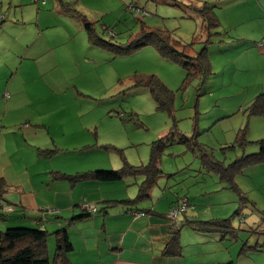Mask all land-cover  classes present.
I'll return each mask as SVG.
<instances>
[{"label":"rangeland","instance_id":"1","mask_svg":"<svg viewBox=\"0 0 264 264\" xmlns=\"http://www.w3.org/2000/svg\"><path fill=\"white\" fill-rule=\"evenodd\" d=\"M16 1L21 9H9L10 0L0 4V35L9 40L0 43L2 93L7 76L18 72L8 90L11 96H63L69 109H72L69 99L79 96L81 106L86 109L84 113L97 124L93 129L98 127L105 145L124 148V156L130 162L148 164L151 149L164 146V169L180 174L176 172V177L164 179L163 185L168 187L160 190L159 195L155 189V197L187 193L194 203H205L201 198L213 192L210 200L215 208L210 212L216 214L210 213V219L222 217L217 213L218 207L237 209L246 205L249 215L239 217L233 215L234 211L231 215L233 222L248 231L245 233L241 228V238L250 236V241L256 240V235L249 231L264 221V158L251 164L242 162L234 171L230 165L258 154L260 141L264 140V115H251L249 111L264 90V59L258 48L264 42V0H78L77 4L74 1L73 6L76 4L79 9L75 14L95 23L98 40L94 38L93 42L82 22L71 16L68 19L63 6L55 8L54 0H46L44 5L29 0L27 7L28 0ZM201 6L213 10L211 16L217 23L208 17L204 19L197 11ZM32 7L35 13L39 7L41 11L54 12L46 21L42 16V23L51 24L55 31L68 36L69 44L65 47L69 46L66 48L69 55L61 54L62 48L48 49L45 57L51 66L26 61L20 68L25 56L33 57L25 55L26 38L22 40L31 28ZM20 14L26 19L25 24ZM102 24L111 29L102 32ZM149 32L168 34L178 49L188 46L191 56L206 53L211 72L204 79L199 74L189 76L184 65L163 58L153 45L129 53L118 52L138 39L144 40L143 36ZM241 37L245 38V45L254 46L247 53H243ZM151 75L173 97L170 107H160L150 89L138 84L140 78ZM116 111L124 116L123 122ZM223 115L228 117L220 120ZM183 136L189 138L187 143L182 141ZM205 152L209 159L203 166L200 155ZM96 155L107 165H122L117 151ZM135 188L125 186L124 190ZM159 201L149 202L157 206ZM86 203L98 208L97 204L83 202L81 209ZM10 218L9 214L4 216L5 220ZM48 244L52 259L56 249L53 236Z\"/></svg>","mask_w":264,"mask_h":264},{"label":"crops","instance_id":"2","mask_svg":"<svg viewBox=\"0 0 264 264\" xmlns=\"http://www.w3.org/2000/svg\"><path fill=\"white\" fill-rule=\"evenodd\" d=\"M73 2L54 0L53 5L64 8L65 4L73 6ZM0 4L5 5V0ZM8 4L9 9H21L16 0H10ZM29 5L28 0L25 7ZM73 7L76 8V5ZM40 8L36 13L31 8L34 13L33 18L29 19L31 28L22 38H26L25 55L33 57L25 56L20 68L26 61L32 65L51 66L45 57L48 49L62 48L61 54L69 55L66 51L69 46L65 47L69 44L68 36L55 31L53 25L42 23V16L46 17V21L54 12H44ZM20 16L24 22L23 14ZM241 39L243 53L254 47L245 45V38ZM7 41L6 37L0 35V43ZM221 42L225 45L224 40ZM11 48L14 49L13 46ZM258 48L264 59V42H260ZM18 74L12 72L10 77L7 76L3 93L4 85L0 79V179L5 184L1 197L11 204L10 207L13 206L7 213L11 215L10 219L0 218L1 231L5 227L36 226L47 230L55 238L54 232L65 228L72 244V249L66 255L67 264H264V247L245 249L244 246L245 242L248 245L262 243L263 238L256 236L253 241H250V236L241 238L243 227L233 222V211V215L239 217L241 214L249 215L246 205L237 209L218 207L217 213L222 217L210 219V211L215 208L210 200L214 197L213 192L201 198L205 203H194V198L187 193L175 197L169 195L166 198V194L155 197V189V194L159 195L160 190L168 187L163 185L164 179L176 177V172L180 174L177 170L164 169V147L159 159L162 174L150 189L148 197L140 198L146 180L143 174L125 175L115 181L98 180L94 175L98 170H122L127 165L138 167L147 164L132 163L124 156V148L105 145L96 129L98 127L93 129V125L97 124L89 119L87 112L84 113L86 109L81 106L79 96L69 99L72 109L65 106L67 100L63 96H11L8 90ZM7 92L9 96H5ZM261 94H264V90ZM226 117L228 115H223L220 120ZM123 118H120L122 122ZM107 150L117 151L121 155V166L107 165L96 155ZM200 157L203 166H206L209 154L205 152ZM222 179L225 180V176ZM124 185H134L136 188L124 190ZM184 197L188 199L189 207L183 220L173 227L166 216L167 211L178 206ZM151 199L160 201L157 206H151ZM83 202L97 204L99 213L95 216L84 215L81 209ZM51 208L55 211H49ZM132 211L146 214L135 215ZM0 213H3L2 208ZM211 214L215 216L216 213ZM221 218H232V226L237 230L236 237L200 232L192 226L195 221ZM243 231L248 232L244 228ZM50 236L47 238L48 256L51 264H56L57 242L51 259ZM167 247L177 252L174 255L166 254Z\"/></svg>","mask_w":264,"mask_h":264},{"label":"trees","instance_id":"3","mask_svg":"<svg viewBox=\"0 0 264 264\" xmlns=\"http://www.w3.org/2000/svg\"><path fill=\"white\" fill-rule=\"evenodd\" d=\"M76 4L78 0H74ZM38 4H45L46 0H35ZM75 4V5H76ZM63 8V12L66 15L71 16L82 22L84 29L89 37V40L93 42L94 38L98 40V32L95 29V23L86 16L76 15L79 13V9L73 6L66 5ZM197 11L204 17V19L210 18L212 21L217 23V20L212 18L211 14L213 10L201 6L197 8ZM76 21V20H75ZM104 24V23H103ZM103 31H109L111 28L108 25H103ZM143 38L144 40H136L135 43L129 46L126 50H120L119 53H129L135 49H139L146 45H153L156 47L159 54L170 61L184 65L187 69L188 75H201L204 79L211 72L210 60L206 53L202 52L197 56H191L188 54V46H183L182 49H178L168 34H161L157 32L146 33ZM184 48V49H183ZM138 84L146 85L151 91L154 100L160 107H170L173 102V97H170L165 85L155 76H147L140 78ZM5 96H9L7 92ZM251 115H264V94L259 95L250 105L249 108ZM117 112V111H116ZM120 118L122 115L117 112ZM240 137V136H239ZM237 138V141L239 140ZM189 138H182L183 142L187 143ZM163 142V138L160 140ZM163 144V143H162ZM164 146H155L152 148V158L147 165L144 166H131L127 165L122 170H98L94 172L95 177L101 181H115L121 179L125 175H138L143 174L146 177L144 185L140 191V198L148 197V193L152 186L155 184L158 177L162 174L159 167V159ZM50 152V151H49ZM264 158V140L260 141V152L237 160L230 165V168L234 171L235 167L242 165V162L247 164L256 163L258 159ZM5 187L3 180L0 179V208L3 209V213H0V218L4 220V216L9 212L4 208L11 206L5 202L1 197L2 189ZM244 200L249 201L246 196ZM13 209V206H12ZM84 211V210H83ZM239 211V210H237ZM47 212V211H45ZM84 215L94 216L84 211ZM99 213V209H98ZM239 213V212H237ZM53 214V213H52ZM243 216V214H241ZM44 224V222L42 223ZM39 223H37V226ZM193 225L196 230L205 233H221L224 235H230L236 237L237 230L232 226V218L220 219V220H209V221H195ZM250 233L255 234L258 237L263 238V242H256L254 245H248L245 242V249H258L264 247V221L258 223V225L250 228ZM51 234L41 227H26L16 226L9 227L5 231L0 230V264H51L47 250V238ZM57 249L55 253L56 264H67L66 255L72 249V244L69 240L68 233L65 228H60L54 232ZM177 244V242L175 243ZM171 247V246H170ZM170 247H167L166 254L174 255L177 251H172Z\"/></svg>","mask_w":264,"mask_h":264},{"label":"built area","instance_id":"4","mask_svg":"<svg viewBox=\"0 0 264 264\" xmlns=\"http://www.w3.org/2000/svg\"><path fill=\"white\" fill-rule=\"evenodd\" d=\"M44 1L45 0H42V2H44ZM137 10H139V8ZM188 207H189V201L186 197H184L181 199L178 206H175V207L170 209V211L167 213L166 216L172 222L173 227H176L177 224L181 220H183L184 214L187 211ZM82 208L85 212H87L89 214L94 215V214L98 213V208L92 204L86 203L82 206ZM4 209L10 211V210H12V207L8 206V207H5ZM46 210H48V209H46ZM49 211H55V210L53 208H51ZM132 213L135 215H140V216H144L146 214V212H133V211H132Z\"/></svg>","mask_w":264,"mask_h":264}]
</instances>
